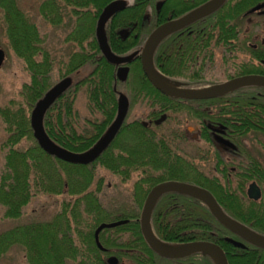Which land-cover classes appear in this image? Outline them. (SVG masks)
<instances>
[{
    "label": "trees",
    "instance_id": "obj_1",
    "mask_svg": "<svg viewBox=\"0 0 264 264\" xmlns=\"http://www.w3.org/2000/svg\"><path fill=\"white\" fill-rule=\"evenodd\" d=\"M112 1L115 0H41L38 11L42 18L52 26L67 28L64 41L74 47L56 63L45 46L46 35L20 8L19 0H0L3 33L9 49L22 61L28 74L17 96L0 106V124L4 126L0 142L4 151L0 169L2 217L19 219L24 208L39 195L63 196L59 209L49 220H32L0 232V260L11 248L20 247L28 264L75 261L100 264L103 253L94 245L95 227L102 222L126 220L125 224L99 234L102 246L117 255L119 264H152L151 254L155 257L154 264H162V257L153 254L143 238L140 215L150 189L169 180L209 189L233 217L264 229V198L260 202L242 201L237 191L243 190L250 180H256L264 189V178L251 173L218 185L215 179L202 177L197 168L198 143L186 129L187 125L212 126L202 128L200 136L205 140L216 138L213 134L219 132L232 142L264 139V87H242L211 99L168 96L146 78L139 55L128 64L126 80L119 81L117 65L102 55L95 32L99 14ZM205 1L132 0L107 23L109 46L115 54H129L142 45L157 25ZM260 1L226 0L218 10L199 20L193 32L176 31L167 35L154 51L155 68L172 84L179 83L184 88L206 87L222 81L208 73L219 55L224 67L233 66V72L226 73L223 80L261 73L264 65L259 60L264 59V50L247 44V38L264 26V15L248 13ZM238 53L247 57L237 60ZM81 71L82 75L78 76ZM66 76L73 83L48 108L43 125L48 136L68 150L85 151L101 137L116 115L119 93L129 101L127 116L117 135L87 165L68 163L43 151L30 125L35 103ZM80 90L87 95L89 111L99 114V120L79 124L75 99ZM135 108L143 110L140 117L132 115ZM162 115L166 116L165 120L155 124ZM143 122L150 124L146 127ZM188 145L195 150L188 152V147L185 148ZM99 170L108 171L120 183L130 181L135 175L132 191L118 185L109 187ZM228 189L236 192L229 193ZM151 226L157 238L169 244L210 240L211 231L226 230L202 201L176 192L158 198L151 214ZM112 229H122L123 238L111 240ZM120 242L125 248L122 255L110 250ZM254 252L257 257H229L227 262L264 264V248L258 247ZM185 264L215 262L209 255L197 253L190 255Z\"/></svg>",
    "mask_w": 264,
    "mask_h": 264
},
{
    "label": "water",
    "instance_id": "obj_2",
    "mask_svg": "<svg viewBox=\"0 0 264 264\" xmlns=\"http://www.w3.org/2000/svg\"><path fill=\"white\" fill-rule=\"evenodd\" d=\"M226 0H207L204 3L192 8L182 16L168 20L155 29L147 36L141 51H133L129 54H115L109 44L105 33V25L107 21L117 12L125 9L129 5L128 0H115L107 4L96 21V37L99 49L102 55L108 62L117 65L116 77L119 81H125L128 73V64L132 59L139 55L141 67L144 75L150 83L157 88L161 93L177 97L181 99H211L224 95L235 89L250 85L264 86V76L257 74H247L231 78L222 83L211 86H206L201 89L183 88L179 83L172 84L165 76L155 68L153 63V54L158 43L167 35L189 25L190 23L205 17L218 10ZM264 8V2L252 7L248 13L260 11ZM6 58V53L0 47V67L3 65ZM165 81V83L162 82ZM73 83L70 76L61 78L53 84L44 95L35 103L30 113V125L33 130V136L36 139L39 147L46 153L55 156L56 158L73 164L87 165L95 161L111 144L118 131L120 130L129 109V101L123 93L118 94L116 115L109 124L101 137L87 150L82 152H74L68 150L53 141L46 133L43 125V119L48 108L59 98ZM165 115L155 120L156 124L164 121ZM146 124V123H145ZM167 192H176L187 194L195 197L205 203L211 214L227 229L241 236L253 245L264 248V236H261L247 227L241 225L227 214L224 213L218 202L215 200L212 193L206 188L197 186L192 183L169 180L160 182L154 185L144 201L140 215V230L149 244L151 249L161 257L178 258L190 255L192 253H207L210 254L216 264H228L223 250L216 244L207 241H195L184 243L181 245H170L160 241L155 235L151 226V214L158 198ZM248 196L254 200L260 197V189L252 183L248 188ZM126 220H118L114 222L100 223L94 232V239L101 250H105L99 242V232L104 228H112L125 224ZM236 246L244 247L240 242L232 241ZM110 264H116V257H109Z\"/></svg>",
    "mask_w": 264,
    "mask_h": 264
},
{
    "label": "flooded vegetation",
    "instance_id": "obj_3",
    "mask_svg": "<svg viewBox=\"0 0 264 264\" xmlns=\"http://www.w3.org/2000/svg\"><path fill=\"white\" fill-rule=\"evenodd\" d=\"M131 2H132V0H131ZM131 2H129V3H131ZM262 2H264V0L260 1L258 4H260ZM260 11H264V8H262ZM249 14L264 15V13H259V11H255V12L249 13ZM178 17H180V16H178ZM178 17H176V18H178ZM203 18L204 17L190 23L189 25H187V26H185V27H183L177 31H187L188 33H191V32H193V29H192L193 26L196 25L197 23H199L198 21L203 19ZM173 19H175V18H173ZM109 20L107 21V23L109 22ZM107 23H106V25H107ZM106 25H105V28H106ZM105 33H106V30H105ZM106 37H107V35H106ZM247 39H248L247 44L250 47H252L254 49L260 48L261 50H264V26L262 29L261 28L256 29L255 33L251 37H248ZM107 40H108V37H107ZM145 40L146 39H144L142 45L139 46L138 48H136L134 51L138 50L140 52L142 47H143ZM259 62L264 65V59H260ZM248 74H257V75H263L264 76V70H262L261 73H248ZM244 75H247V74H244ZM238 76H242V75H238ZM238 76H233V77H230L228 79H225L223 81H220V82H217V83H214L211 85L222 83L224 81H227L231 78H235ZM211 85H208V86H211ZM256 86H261V85H256ZM262 87H264V86H262ZM191 89H195V88H191ZM258 94L262 95L263 93H258ZM149 124H150L149 122H143V125L146 127ZM206 127H212V126L202 125V126H187L186 127L188 132L192 131L193 139H196L197 143H198V145H197V159H198L197 168L199 170V173L202 175V177H205V176L211 177L217 181L218 185L222 184L226 180H229V179H232V178H235L238 176L250 175L251 173H255V175H257L256 177L264 178V140L252 141L250 139H242L241 141L232 142V141L224 139V136H223L224 133H221V132H219V134H213V136L216 138L210 139V140H205V139L201 138L200 135H201V132L203 130L202 128H206ZM252 162H254L255 165H253ZM182 182H184V181H182ZM252 183H255L260 189V197L257 200H254L248 196V188ZM197 186H199V185H197ZM200 187H203V186H200ZM203 188H205V187H203ZM207 190H209V189H207ZM219 191L222 193L226 192L225 189H220ZM228 191H229V193H232V192L235 193L236 192V190H233V189H228ZM237 191H238V193H240V199L242 201H249L250 200V201L260 202L264 198L263 186L260 185L256 180H250L249 182L246 183L243 190L238 189ZM212 195L214 196L215 200L218 202V204L220 205V207L222 208V210L224 211L225 214H227L229 217H231L232 219H234L235 221H237L241 225H243V226L247 227L248 229L254 231L255 233H257L261 236H264V229H258L256 227H254L253 224L250 222L245 223V222L233 217L231 215L230 211L225 209L221 205L220 201L216 198V196L213 193H212ZM217 222L221 226H223L218 220H217ZM97 226L95 227V229L97 228ZM112 228H114V227H112ZM224 228L226 230L221 231L222 233L211 231L210 233H211L212 238L210 240H192V241H186V242L170 244V245H181L184 243L195 242V241H207V242H212V243L218 245L223 250L227 260L229 257L234 258V257H239V256H246V257L254 258V257L258 256L257 253L254 252L255 249L258 248L257 246L248 242L247 240H245L241 236L233 233L232 231H230L226 227H224ZM95 229L93 231L94 245L97 249H99L103 253L100 256V260H101L100 262L104 263V264H110L108 262V258L109 257H116L117 258L116 264H119V258L117 257V255H115L114 253H111L109 251V249L104 247V246H103V248L105 250H101L98 247V245L94 239ZM105 229H109V228L102 229L99 232V234ZM116 232L118 233V235H115ZM110 233H111V235L109 237L111 240H118V239L123 238L122 234L124 232L122 229L121 230H113L112 229L110 231ZM232 241L240 242L244 245V247L236 246ZM99 242L102 245L100 240H99ZM145 242H146V240H145ZM167 244H169V243H167ZM148 246H149V244H148ZM79 247H81V246H79ZM149 248L151 249L150 246H149ZM110 250H114L121 255L125 253V248H124L122 242H120L119 246H117L116 248L113 247ZM241 251H243L245 253H241ZM152 253L154 254L155 252L152 250ZM192 254H197V253H192ZM192 254H190V255H192ZM200 254L209 255L213 259V261L215 262L214 258L210 254H207V253H200ZM190 255H187L184 257H178V258L162 257L161 263L162 264H185V261L187 260V258L190 257ZM151 256H152V262H153L152 264H154L155 263V257L152 254H151ZM73 264H78V262L75 261V262H73ZM96 264H98V262ZM215 264H216V262H215Z\"/></svg>",
    "mask_w": 264,
    "mask_h": 264
},
{
    "label": "rangeland",
    "instance_id": "obj_4",
    "mask_svg": "<svg viewBox=\"0 0 264 264\" xmlns=\"http://www.w3.org/2000/svg\"><path fill=\"white\" fill-rule=\"evenodd\" d=\"M128 1L131 2V0ZM40 2L41 0H19V6L28 15L30 20L38 26L41 33L46 35L45 46L51 52L53 58L57 63L64 55H67L68 51H70L74 47L70 43H66L64 41L65 35L67 33V28H65L63 25H60L58 27L52 26L42 18V16L38 11V5ZM252 20H256V18ZM3 30H4V24L2 19V10L0 9V47H2L6 53V58L4 60V63L0 67V106L6 105L9 99L16 97L18 89L20 88L21 84H23L28 80L27 71L25 70L22 61L19 60L14 55V53L9 49L8 40L5 34L3 33ZM246 57L247 56L245 54L238 53L237 60H243ZM219 58L220 55L218 58H216V61L212 65L211 69H209L208 73L212 74L210 76H212L213 78L223 81L226 73L233 72V66L229 65L228 67H224V64L219 60ZM82 72L83 71H81V73H79L78 76L82 75ZM201 88L204 87H199L195 89H201ZM75 108L78 113L77 118L79 120V124H81V122H84L85 120L93 121L94 119L99 120L101 118L99 114L92 113L89 111L87 107V95L85 94L84 90H80L78 92L77 97L75 99ZM141 112H143V110L135 108L132 115L140 117ZM172 124L173 123L171 122L170 124L167 125L170 126ZM187 126H191V125H187ZM3 127H4L3 124H0V142L4 134ZM188 134L190 138H193L192 131L188 132ZM250 140L254 141V140H264V139L250 138ZM189 146L190 145L185 147V148L188 147L187 148L188 152L195 150L193 146L190 147ZM3 154L4 151L0 148V169L4 161ZM99 173L104 177L105 184H107L109 187H115L116 185H118L120 187L130 189V191H132L131 188H132L133 180L135 179V175L132 177L130 181L126 183H120L119 179L116 176L112 175L106 170H99ZM62 199H63L62 195H58V196L39 195L35 197L24 208L23 215L16 220L4 219L2 217L3 209L0 206V232L8 228H11L17 224L26 223L32 220H49L53 216V214L59 209ZM0 264H28V263L26 262L24 251L22 250V248L13 247L6 253V255L2 257V259L0 260ZM69 264H73V262Z\"/></svg>",
    "mask_w": 264,
    "mask_h": 264
},
{
    "label": "bare ground",
    "instance_id": "obj_5",
    "mask_svg": "<svg viewBox=\"0 0 264 264\" xmlns=\"http://www.w3.org/2000/svg\"><path fill=\"white\" fill-rule=\"evenodd\" d=\"M163 83H165V81L162 80Z\"/></svg>",
    "mask_w": 264,
    "mask_h": 264
}]
</instances>
